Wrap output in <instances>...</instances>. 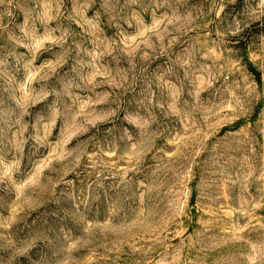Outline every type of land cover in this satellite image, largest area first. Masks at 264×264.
Wrapping results in <instances>:
<instances>
[{
    "label": "rangeland",
    "instance_id": "374dc122",
    "mask_svg": "<svg viewBox=\"0 0 264 264\" xmlns=\"http://www.w3.org/2000/svg\"><path fill=\"white\" fill-rule=\"evenodd\" d=\"M0 264H264V0H0Z\"/></svg>",
    "mask_w": 264,
    "mask_h": 264
}]
</instances>
